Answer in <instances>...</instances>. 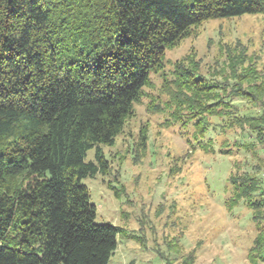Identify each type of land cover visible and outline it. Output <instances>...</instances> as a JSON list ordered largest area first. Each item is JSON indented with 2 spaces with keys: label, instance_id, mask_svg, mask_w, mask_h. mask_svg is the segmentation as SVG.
<instances>
[{
  "label": "trees",
  "instance_id": "1",
  "mask_svg": "<svg viewBox=\"0 0 264 264\" xmlns=\"http://www.w3.org/2000/svg\"><path fill=\"white\" fill-rule=\"evenodd\" d=\"M260 13L264 0H0V264H108L121 228L96 222L82 179L107 173L103 146L114 145L168 48L204 21ZM175 75L172 97L203 131L202 115H222L224 101L206 100L219 85L179 65ZM233 81L231 96L263 105ZM234 166L228 201L252 212L257 264L264 176Z\"/></svg>",
  "mask_w": 264,
  "mask_h": 264
},
{
  "label": "rangeland",
  "instance_id": "2",
  "mask_svg": "<svg viewBox=\"0 0 264 264\" xmlns=\"http://www.w3.org/2000/svg\"><path fill=\"white\" fill-rule=\"evenodd\" d=\"M165 57L114 145L103 146L107 173L82 179L96 222L121 228L108 264H250L252 212L229 204L227 178L234 164L264 176V13L204 21ZM176 65L219 85L206 100L224 101L222 115H202L203 131L172 97ZM237 78L263 105L230 95Z\"/></svg>",
  "mask_w": 264,
  "mask_h": 264
}]
</instances>
